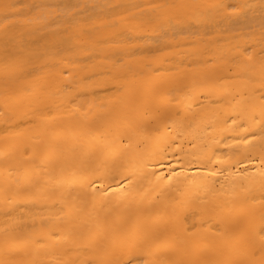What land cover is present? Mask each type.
Segmentation results:
<instances>
[{"label":"bare ground","instance_id":"obj_1","mask_svg":"<svg viewBox=\"0 0 264 264\" xmlns=\"http://www.w3.org/2000/svg\"><path fill=\"white\" fill-rule=\"evenodd\" d=\"M0 264H264V0H0Z\"/></svg>","mask_w":264,"mask_h":264}]
</instances>
